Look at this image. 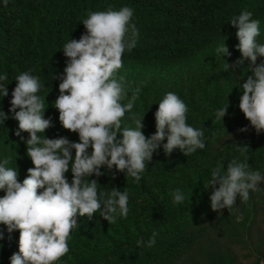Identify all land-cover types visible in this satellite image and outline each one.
I'll return each mask as SVG.
<instances>
[{
    "label": "trees",
    "instance_id": "1",
    "mask_svg": "<svg viewBox=\"0 0 264 264\" xmlns=\"http://www.w3.org/2000/svg\"><path fill=\"white\" fill-rule=\"evenodd\" d=\"M125 6L133 9L131 23L139 35L136 46L125 50L118 76L125 77L129 98L136 88L140 92L123 125L134 128L130 117L138 113L145 116L144 135L155 134L158 104L173 92L188 106L187 123L203 129L205 148L188 156L179 149L166 155L165 139L152 161L146 162L139 182L115 168L102 167V176L89 179H97L99 191L127 190L128 215H117L115 223H108L99 212L91 220L78 217L79 227L72 230L68 242L70 251L58 264H264V244L255 250V261L242 259L235 249L249 237L258 209L264 207V182L259 192H250L248 201L237 197L231 212L213 211L212 190L207 188L218 162L226 171L232 159L243 161L244 155L250 168L264 176V132L257 134L239 110L240 86L253 73L247 70V60L232 67L241 54L237 29L230 25L242 11H251L260 21L257 41L264 44V0H8L7 6L0 0V75L8 77L0 83L9 93L0 94V111L9 117L0 123V160L12 157L9 166L17 167L21 183L32 167L24 142L28 133H21L24 141L15 135L18 122L9 112L16 77L23 72L39 77L44 86L38 95L45 98L44 118H51L53 125L45 136L79 142L77 133L62 128L54 107L60 94L58 77L67 63L63 46L86 33L82 22L90 12ZM224 43L230 56L216 51ZM262 62L264 57H258L257 65ZM191 67L195 72H188ZM185 71L187 81L180 75ZM227 103L223 122L216 121V111ZM243 128L247 131L241 132ZM242 146L248 147L244 155L238 151ZM66 177L71 183L70 170ZM176 189L187 197L183 203L173 202ZM4 194L0 191V198ZM154 232L156 243L149 248ZM0 233V264H10V257L18 252L19 232L9 234L0 224ZM138 240L144 244L138 246Z\"/></svg>",
    "mask_w": 264,
    "mask_h": 264
},
{
    "label": "clouds",
    "instance_id": "2",
    "mask_svg": "<svg viewBox=\"0 0 264 264\" xmlns=\"http://www.w3.org/2000/svg\"><path fill=\"white\" fill-rule=\"evenodd\" d=\"M8 0H4L7 6ZM133 9L122 7L106 11L90 12L82 24L86 33L64 44L63 54L67 58L63 75L58 77L59 96L54 103L59 113L62 128L77 133L79 142H70L67 137L49 139L46 130L52 127L51 118L45 119V98L38 95L44 87L39 77L23 72L16 77L9 112L18 122L15 135L24 141L21 133H28L26 156L32 167L22 183L18 179L17 167H10L12 157L0 160V224L11 234L19 232L18 252L10 257V264H58L69 251L72 230L78 228V217L89 220L97 212L108 223H115L116 216L126 218L129 212V193L117 188L99 191L97 179L103 175L102 167L113 168L139 182L146 170V162L160 149L171 155L179 149L184 156L205 148L204 131L187 123V104L175 93L168 92L158 104L155 112L156 131L146 137L142 131L144 117L132 113L130 119L135 127L123 125L126 113H131L140 89L132 91L123 75L125 50L131 51L139 35L131 23ZM230 25L237 29V49L241 58L232 67H239L247 60L248 71L240 86L242 95L239 110L259 134L264 132V62L257 65L258 57H264V44L258 43L260 21L253 13L242 11ZM131 30V37L129 31ZM223 57L230 56L225 43L216 49ZM226 63V70H229ZM8 79L0 75V82ZM0 94L8 96V88L0 83ZM127 100V103H123ZM229 103L215 113L216 121H222ZM9 117L0 111V123ZM247 131L246 128L240 130ZM121 137V138H118ZM89 148L91 153L89 154ZM75 151L73 160L72 151ZM242 155L248 147L238 148ZM244 160L232 159L224 171V164L217 163L211 170L207 188H211L213 211H232L237 197L242 202L250 198V192H259L264 176L254 171ZM71 171L69 183L66 173ZM218 185V187H217ZM206 188V189H207ZM187 197L180 190L173 193L174 203H183ZM239 219V218H238ZM153 233L147 247L156 243ZM3 239V233H0ZM142 240L137 241L142 246Z\"/></svg>",
    "mask_w": 264,
    "mask_h": 264
},
{
    "label": "rangeland",
    "instance_id": "3",
    "mask_svg": "<svg viewBox=\"0 0 264 264\" xmlns=\"http://www.w3.org/2000/svg\"><path fill=\"white\" fill-rule=\"evenodd\" d=\"M188 72H195V68H192ZM173 74H178L177 72ZM183 76L182 80L187 81L189 77L188 73L185 71L180 73ZM260 244H264V207H259L258 214L254 221V226L252 228L251 234L248 238L245 239V242L242 244H237L235 246L236 251L242 259L247 257L255 261L256 255L255 250ZM264 249V245H263Z\"/></svg>",
    "mask_w": 264,
    "mask_h": 264
}]
</instances>
